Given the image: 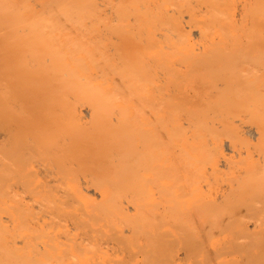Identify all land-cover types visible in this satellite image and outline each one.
I'll return each mask as SVG.
<instances>
[{"label":"bare ground","instance_id":"1","mask_svg":"<svg viewBox=\"0 0 264 264\" xmlns=\"http://www.w3.org/2000/svg\"><path fill=\"white\" fill-rule=\"evenodd\" d=\"M232 5L0 0V111L45 113L37 127L0 112V264H264V0H246L239 23ZM103 12L118 23L109 37L95 24ZM78 106L110 138L96 150L118 162L111 175L87 165L98 137L79 136L69 161L101 178L99 201L38 181L54 174L40 159L60 148L34 134L76 138ZM88 211H103V224ZM120 222L131 239L150 236L141 222L178 234L159 230L138 250Z\"/></svg>","mask_w":264,"mask_h":264},{"label":"rangeland","instance_id":"2","mask_svg":"<svg viewBox=\"0 0 264 264\" xmlns=\"http://www.w3.org/2000/svg\"><path fill=\"white\" fill-rule=\"evenodd\" d=\"M230 1H232V3H233V5H232V15L233 16H235V21H237L238 23H239V21L241 20V16H242V13H243V9H244V6H245V2H246V0H230ZM108 6V12H109V10H110V8H109V5H107ZM102 10H103V8H102ZM105 12V11H104ZM103 12V13H104ZM105 14L107 15L108 13L106 12V13H104L102 16H101V18H102V21L101 22H99L98 23V21L99 20H101V18H99V20L98 21H96V28H97V30L99 29L100 30V34H102L103 32L105 33V31H106V34H102V35H106L105 37H109V36H111V30H110V33H109V29L111 28V22L113 21V19L112 18H109V19H112V21H109V19H106V17H105ZM109 14H110V12H109ZM109 16H111V14L110 15H107V17H109ZM104 20V21H103ZM110 22V24L108 25V23ZM106 22H108V23H106ZM100 23L101 24H104V25H106V26H104V28L102 27L103 25H100ZM106 23V24H105ZM113 23H115L116 24V22H112V25H114L115 26V24H113ZM118 24V23H117ZM116 24V25H117ZM108 25V26H107ZM99 26V27H98ZM109 26H110V28H109ZM107 27V28H106ZM113 27V26H112ZM105 28L108 30H105ZM114 28V27H113ZM103 29L105 30V31H103ZM108 32V33H107ZM107 34H108V36H107ZM110 34V35H109ZM113 38V37H112ZM193 42L195 43V42H197V39H193ZM1 91H3V94H5L4 92H5V90L4 89H1ZM1 91H0V93H1ZM2 94V93H1ZM58 96H55L52 100L50 99L48 102L50 103L49 105H53L54 107H56V105H57V108H58V106L60 107V105H63V101L62 100H59L58 98H57ZM54 101V102H53ZM57 101V102H56ZM60 101V102H59ZM65 104V103H64ZM70 104V103H69ZM2 105H4V104H2ZM13 105V106H12ZM3 107H8V108H6V110L4 109V110H2V111H0L1 113H2V115H13V117H14V119L16 120H20V119H22V121H21V123L23 122V124L26 126V125H28V124H26L25 123V121H26V119L29 121V123H32L33 121H36V122H38V125H37V127H39V125L43 122V121H41V119H39V118H41L42 116H41V114H43V115H45V113H43V112H41V114H40V110H23L22 109V107L21 106H18V105H15V104H13V103H11L10 105H4ZM12 107V108H11ZM14 107H16L15 109H14ZM70 107H74V105H71L70 104ZM84 107H86V106H83V107H80V106H78L77 108L79 109V110H77V113H78V115H79V119H77L78 120V123L79 124H82V130L79 132V134L80 135H78L76 138H78V139H76V138H73L72 136H71V138L69 137H67L65 134H63V130L64 129H62V131L60 130V132H57L56 134H53V133H50V134H48V135H44V134H41L40 133V131H36V132H38L37 134H34V137L36 138L35 140L38 142V143H41V142H43V140H44V142L43 143H45L46 144V146H49V147H51V145L53 146V148H55V147H59L60 149H58V150H60V151H56L55 153H59L57 156H54L52 153H51V156L53 155L54 156V159H51L50 161L49 160H47V159H40L41 161L39 162V164L41 165V167L40 168H42V167H44V169H47V171L49 170V172H50V170L51 171H53L54 172V174L52 173V175H50L49 174V176H47V177H43V179L40 181V180H38L39 182H41V183H48L49 181H58V183L55 185V186H57V187H59L60 186V188H61V185H62V183L63 182H69V183H73L72 184V188L73 189H75V192L76 193H78V194H81V195H86V196H88V197H90L91 198V201L93 200L92 199V197L94 198V200L96 199V198H99L98 200L96 199V201H99L100 200V196L102 195V194H104V192H105V186L103 187L101 184H100V182H98L99 180H101V178L100 179H98V177H96L95 178V176L93 177V175L91 176L90 174V172H88V171H86V169H83V168H79L77 165L75 166L74 164H72V162H70L69 160L72 158V156H73V153H74V149L73 148H75V145H78V143H79V139H81L82 137H83V139L80 141V143L82 142V141H84V136H86V137H91V136H93V137H98L96 140H94L93 141V145L95 146L94 148H92L93 149V151H92V153L90 152V154H88V155H85V156H88L87 157V161L89 160L90 162H91V159H88V158H92V160H94V166L97 164L98 166H99V168H100V166H104L103 167V170L106 168V166L107 165H109L110 166V168L111 169H109L110 171L109 172H107V175H111V173H113V170H114V172H116L117 170H115L116 169V164H118V162L116 161V158L115 157H113L114 155H113V153L110 151V150H108L107 151V149H105L106 150V153H105V151H100V149H97L96 150V148H100V147H102L101 146V144H103L104 142V144H106V139L104 138V134L103 133H101L100 131V134L102 135H100V134H98L99 132L97 131V130H95V125H93V122L95 121V119H91L89 116H86L85 114H84V112H83V110L85 109ZM10 108V109H9ZM86 108H88V107H86ZM14 109V110H13ZM9 112H8V111ZM23 111V114L25 113L26 114V112H27V115H26V118L23 116L22 117V113L21 112H19L18 114H17V112L16 111ZM49 111V110H48ZM10 112H13V114L12 113H10ZM14 112H16L15 114H14ZM31 113V114H29V113ZM35 112V113H34ZM37 112H38V115H37ZM20 113L22 114V115H20ZM48 113H50V112H48ZM34 114V115H33ZM35 114H36V116H35ZM32 117H30V116ZM20 116V117H19ZM28 116V117H27ZM35 116V117H34ZM22 117V118H21ZM37 117H39V118H37ZM24 118V119H23ZM24 120V121H23ZM67 120H69L67 117L65 118V122H68ZM75 120V119H74ZM76 121V120H75ZM114 121H116V119L114 118ZM115 124H116V122H115ZM118 124V123H117ZM91 127H94V128H92L93 130H90L91 129ZM95 130V131H94ZM91 131H93V133L94 132H96V134H97V136H94L93 135V133L91 132ZM106 131V130H105ZM90 132H91V134H90ZM107 132V131H106ZM95 134V133H94ZM40 135H41V137H40ZM54 135V136H53ZM87 135H89V136H87ZM99 135V136H98ZM47 136V137H46ZM79 136L81 137V138H79ZM53 137V138H52ZM39 138H40V140H39ZM49 138H51V139H49ZM104 138V139H103ZM247 138H249V137H247ZM53 139V140H52ZM72 139V140H71ZM104 141H103V140ZM52 140V141H51ZM66 140V141H65ZM77 140H78V142H77ZM107 140H110V138L109 139H107ZM112 140V139H111ZM48 141H49V143H48ZM53 141H55V143H53ZM71 141V142H70ZM95 141H97V143L95 144ZM51 142V143H50ZM62 142V143H61ZM73 142V143H72ZM48 143V144H47ZM57 143V144H56ZM69 143V144H68ZM67 145V146H66ZM73 145V146H72ZM97 145V146H96ZM98 145H100V146H98ZM116 145V144H115ZM45 146V145H44ZM70 147V148H69ZM68 148V149H67ZM57 149V148H56ZM62 150H63V152H62ZM70 150V151H69ZM38 152H41V151H43V148H41V150L40 149H38L37 150ZM65 151V152H64ZM100 151V155L98 154V152ZM93 152H95V153H93ZM62 153V154H61ZM103 155H102V154ZM111 153V154H110ZM93 154V155H92ZM111 156H110V155ZM104 155L106 156V157H104ZM97 156V157H96ZM69 157H70V159H69ZM68 159V162H70L72 165H74V167L73 168H71V169H69L68 167L69 166H72L70 163H65L66 165H64V166H62L61 164H59L58 163V161H60L61 163L63 162V160L64 159ZM99 158V159H98ZM102 158V160H100ZM109 158V159H108ZM65 159V161L67 162V160ZM103 159H104V161H103ZM115 159V160H114ZM106 160V161H105ZM49 161V162H48ZM87 162V165H90L89 163L90 162ZM97 161H99V162H97ZM100 161H102L101 163H100ZM110 161V162H109ZM113 163V164H112ZM52 164V165H51ZM115 164V165H114ZM39 165V166H40ZM49 165V166H48ZM106 165V166H105ZM65 166H68L67 168L69 169V170H71V171H69V173H68V171H67V168L65 167ZM90 166H92V165H90ZM76 167H77V169L79 170V172L77 173L76 171H77V169H76ZM115 167V168H114ZM190 167V165H188L187 167H184V168H182V170H184V169H186V168H189ZM35 168H36V165H35ZM59 168V169H58ZM65 168H66V170H65ZM94 168V167H93ZM93 168H92V170H93ZM61 169H62V171H61ZM65 170V171H64ZM85 171V172H84ZM63 175H62V174ZM71 173V174H70ZM88 175H87V174ZM64 174H65V176H64ZM104 174V173H103ZM114 174V173H113ZM67 177V178H66ZM109 177H111V176H109ZM62 178H64V179H66V180H68V181H66V180H62L61 181V179ZM95 178V179H94ZM47 179V180H46ZM60 182V183H59ZM54 185V184H53ZM74 185V186H73ZM78 187V188H77ZM79 189V190H78ZM95 196H98V197H95ZM90 212V213H89ZM101 212H103V211H101ZM100 211H88V213H89V215L91 214V213H93V214H91L92 216H94V217H99V219L98 220H96V221H94V220H91L90 221V225L92 226V224H96V225H94L93 227L95 228V227H97V226H99L100 224H103V219L106 217V214H104L103 215V213H101ZM101 213V214H100ZM107 213V212H106ZM128 213L130 214V215H133L134 213H135V211H128ZM163 213V212H162ZM99 214V215H98ZM102 215H103V217H102ZM142 216V215H141ZM163 217L165 216L166 217V215H162ZM97 219V218H96ZM248 221V220H247ZM158 223V222H157ZM69 224H70V226H69ZM73 223H68L67 224V226L68 227H70L69 229H71V225H72ZM110 224V223H109ZM114 224L116 225V228H118L117 230H116V228H115V230L114 231H117V233L119 232V230H120V228H121V230H122V232L120 231L119 232V234L121 233V234H128V236H129V234L131 233H133V231H134V227L133 226H128L129 224L128 223H126V224H128L127 226H126V224H125V222L122 224L121 222H120V224H119V226H118V224H116V223H113V225L112 224H110L111 225V227L112 226H114ZM141 224H142V226H143V228L141 229V231H144V232H146V233H150V236L148 237V236H144V237H140V238H138V239H136L135 238V236H133L134 238H130V237H132V235L130 234V236L128 237V236H126V237H128L127 239H128V241H134L135 243H137V244H135V245H133L132 247H134L135 246V248L137 247V249L138 250H141L142 248H144V246L146 245V243H148V241H153V236H152V233L153 234H156L157 235V233H159V230L160 231H163V232H168V231H170V232H168L170 235H174V233H175V235H177L178 233H176V229L174 228V226H172V227H170V226H168V225H166V224H163V225H160V226H158L157 224H155V226L154 227H152V228H149V226L150 225H148V223L147 224H143V222H141ZM67 226H65V227H67ZM118 226V227H117ZM122 226V227H121ZM126 226V227H125ZM147 226V227H146ZM156 228V229H155ZM110 229V228H109ZM104 230H106V231H109L108 230V228H105ZM128 230V231H127ZM133 230V231H132ZM157 230V231H156ZM174 230V231H173ZM126 231V232H125ZM131 231V232H130ZM150 231H152V232H150ZM55 232V231H54ZM130 232V233H129ZM78 233V232H77ZM134 233H136L135 231H134ZM64 234H63V232H62V230L59 232V236H58V233L56 232V234H54V236L55 237H57L58 239H59V241L60 242H64L63 240H64V236H63ZM151 237H152V239H151ZM143 238V239H142ZM145 238V239H144ZM131 239V240H130ZM216 239H218L217 240V242H219L220 240L219 239H221V241H222V239H223V237H217ZM137 242H136V241ZM147 240V241H146ZM143 241V242H142ZM144 241H146V242H144ZM139 242V243H138ZM145 244V245H144ZM102 245V244H101ZM104 245H105V247H104ZM108 245H109V247H108ZM103 244L102 246H101V248L103 247V249H101V251L102 252H104V253H108V252H110L109 250L111 249V247L113 248L114 247V245H110V244ZM106 248V249H105ZM114 249H116V247H114ZM106 250H108V251H106ZM140 260V259H139ZM141 263H142V259H141ZM182 262H180V264H181ZM182 264H184V262L182 263Z\"/></svg>","mask_w":264,"mask_h":264}]
</instances>
